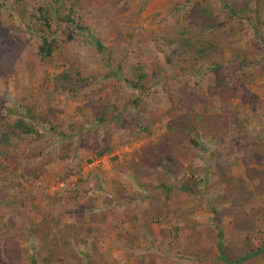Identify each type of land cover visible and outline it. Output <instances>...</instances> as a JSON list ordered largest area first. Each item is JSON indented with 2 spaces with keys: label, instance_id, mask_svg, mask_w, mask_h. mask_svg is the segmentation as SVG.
I'll return each mask as SVG.
<instances>
[{
  "label": "rangeland",
  "instance_id": "rangeland-1",
  "mask_svg": "<svg viewBox=\"0 0 264 264\" xmlns=\"http://www.w3.org/2000/svg\"><path fill=\"white\" fill-rule=\"evenodd\" d=\"M229 4L243 10L238 17ZM205 6L214 26L205 36L220 50L183 53L170 40L196 32ZM39 34L52 42L49 56L39 53ZM15 45L13 71L0 75V132L23 115L42 138L0 144V264H225L217 244L232 259L243 254L236 231L249 236L244 252L262 251L235 264H264V157L240 161L252 140L264 141V0H0V48ZM133 71L144 75L142 93L129 86ZM182 114L202 117L212 132L198 127L203 152L192 147L168 162L166 124ZM38 147L40 156L29 157ZM189 164L235 178L232 195L223 184L181 191ZM158 171L177 187L168 196L141 188L157 184ZM78 216L86 222L79 241L61 251V231L79 230ZM43 221L51 233L44 247L31 232Z\"/></svg>",
  "mask_w": 264,
  "mask_h": 264
},
{
  "label": "trees",
  "instance_id": "trees-1",
  "mask_svg": "<svg viewBox=\"0 0 264 264\" xmlns=\"http://www.w3.org/2000/svg\"><path fill=\"white\" fill-rule=\"evenodd\" d=\"M223 1V0H221ZM207 5V4H205ZM246 7V4H245ZM243 11L242 9H235L233 6H231V4H229L228 6V14L232 17L237 16L238 17V12ZM211 10L209 8H207V6L203 7L201 10V14L198 16V20L200 22V26L197 29L196 32H191L188 35L186 34H180L177 38L170 40L171 43H175L176 45H178V47H180L181 51L183 52H188L190 55L192 54H198L199 56L203 57L205 55V53L208 50H215V51H219V44L216 43L214 44L213 40H207V36L206 33L208 31L209 28L214 27L213 24H211V18H212V14H211ZM244 13V12H243ZM44 21L48 24V20L46 18H44ZM72 20L69 19V17L67 16L66 18H58V22L59 23H67V22H71ZM46 24V25H47ZM73 31H82L83 28L73 25ZM38 33V32H37ZM211 32H209L210 34ZM40 35V34H39ZM205 36V37H204ZM67 37L69 39H71L70 34L67 35ZM40 40H41V45L39 46V53L42 55V57L45 56H49L52 52V48H51V41L47 40V36L45 35H40L39 36ZM93 43L95 44V46L97 47L98 51L100 52L103 48L101 46V44L96 40V39H92ZM18 49H20L17 45L13 46L9 52H4L1 48H0V75H7L9 74V72L13 71V63L14 60L18 54ZM183 52V53H184ZM133 76V79L131 82H129V86L135 90H139L140 93H142V90L140 89L141 87L139 86L138 82L141 81L142 79H144V75L142 73H138L136 74L135 71L132 72L131 74ZM68 79V75H62L61 77V82H65ZM125 82H128L127 80H124ZM227 87V86H226ZM234 97L236 95H233ZM245 98V97H243ZM246 99L251 100H255V96H249ZM134 102H137V99L134 100ZM185 106H189L188 104H186ZM104 112V111H103ZM103 112H100L101 116L100 120L103 117ZM213 115V114H212ZM3 120V117L0 114V121ZM204 119L200 116H195L193 114H182L180 116L177 117H172L170 121L167 122L166 124V131L164 134V137L168 140L169 136L172 137V140H170V145L169 147V154H165L166 157H168V162H171L172 160H175L177 158H175V154L180 153L181 151H186L185 155L188 156L190 153V148H199L202 150L203 152V147L202 145L197 141V138L195 137V133L198 130V127L201 128L202 130L206 129L207 133H211L212 130L209 129V126H211V124H209V122L206 124V122L204 123ZM218 124H220L219 121H217ZM8 124L6 123V130L3 132H0V144H3L5 147L6 146H10V136L11 137H15V135H33L36 140H40L42 138V136L37 132V130L34 128L33 122L31 120H29L27 118V116H23L21 115V117H19L18 119H16L10 128H8L7 126ZM209 125V126H208ZM149 126L148 124L145 125H140V131L143 132H148L147 127ZM221 126V125H220ZM238 127V126H236ZM236 127H234V129H236ZM178 136V137H177ZM251 147L248 149V153L242 157V159L240 160L241 163H243L244 166H247L249 163L252 162H256L258 160V158L264 157V141L261 139L260 141L257 140H252L251 141ZM62 147V146H61ZM69 146L65 145L64 147H62L63 152L61 153V155H59L60 158H65L67 157L68 153H69ZM66 148V149H65ZM190 149V150H189ZM42 149L40 147L36 148L35 150H31V152H29V157H39L41 154ZM163 150V149H161ZM160 150V153H162V151ZM189 150V151H188ZM106 150H101L99 151L96 156H102L104 155ZM167 151V152H168ZM188 151V153H187ZM173 153V156L170 155ZM149 156H155V151L154 149L149 146L148 148L145 149V155ZM6 156L3 155V159H5ZM175 158V159H174ZM40 168V167H39ZM34 170L37 171L35 173V177L42 173V171L40 169ZM227 168L229 169V165L227 163ZM183 171L185 173H188V178L186 181V184H182L181 186H179L180 190L183 191L184 193H187L189 195H196V193H198L197 190H201V193H204L206 190L212 188L213 186H219L220 184H223V189L224 192L227 194V197H230L232 195V191L230 188L234 187L235 183H236V179L233 177L228 176L227 178L224 176H222V173L219 171H216L214 173H208L207 170H203V169H192L190 167V164L188 166H186V168L183 167ZM156 173V182L157 184H153L150 181L147 184H143L141 186V188L143 189H147V191L150 194L153 195H169L170 193H172L177 187L174 185H170L164 177H162L163 173L161 171L155 172ZM250 173V169L246 168L245 169V174L246 176L249 175ZM151 174V172H150ZM254 177L257 179L258 175L255 174ZM237 184V183H236ZM238 184H242V180L239 179L238 180ZM141 185V184H140ZM242 191H244V189H241ZM247 198H249L250 201L254 202L256 200V197H258V194L255 193L254 191H247ZM254 192V193H253ZM206 193V192H205ZM208 193V192H207ZM206 193V194H207ZM121 194H118V197ZM264 197V194H263ZM209 198V197H208ZM239 197L236 198V201H238ZM210 202V201H209ZM226 202V201H225ZM218 202H215V204H217ZM221 205V203H218ZM217 204V205H218ZM210 205V204H209ZM213 203L211 204L210 207V211L213 213L214 218L216 217V215H214L216 208H214ZM253 210H249V213L252 212ZM95 215L90 214L88 216V218L90 219V221H94ZM75 222L81 226V228H78L79 230H77L76 228H72L71 226H66V228L64 230H62L61 232L65 234L61 235V237L59 238L60 240V246H62V250L64 251L65 249H67V245L68 242H78L79 241V237L81 234V231L84 229V225L86 224V222L84 221V217L82 216H78L75 219ZM44 221L41 222V224L39 225V227H41V232H38L40 230L37 229H33L31 230L32 233L34 234H38V236L40 237V241H41V245H43V247L45 245L48 244L49 246V239L50 238V228L46 226V224H44ZM46 226V227H45ZM68 229V230H67ZM30 232V233H31ZM236 233L238 234L239 237V241L238 243H236L235 245H240L239 247V251L238 252H243V254H238V256L235 259H232L230 256H228L227 252H224L222 250V242L218 241L217 244V254H218V258L217 259H222V261H224L225 264H235V263H239L243 260H245L247 257H251V256H255L256 254L260 253V251L262 250H253L250 252H244L242 249L243 245L242 243H248L246 241V239L249 237L247 234L242 237L241 234L239 233V231H236ZM248 233V232H247ZM71 235V236H69ZM221 236V234H219ZM88 236H91L90 231L86 230L85 232V236L84 239H87ZM244 238V239H243ZM246 238V239H245ZM71 239V241H70ZM95 240V239H94ZM92 246L94 247V242L92 243ZM228 248L232 250L235 249V246L232 242H230V244L228 245ZM49 249H52L51 246L49 247ZM54 249V247H53ZM32 264H36V261L33 259L32 260Z\"/></svg>",
  "mask_w": 264,
  "mask_h": 264
}]
</instances>
